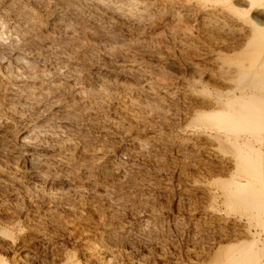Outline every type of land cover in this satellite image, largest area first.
<instances>
[{"label":"rangeland","instance_id":"rangeland-1","mask_svg":"<svg viewBox=\"0 0 264 264\" xmlns=\"http://www.w3.org/2000/svg\"><path fill=\"white\" fill-rule=\"evenodd\" d=\"M171 1L136 0L142 18L135 14L123 18L120 13L134 1L120 0L112 18L98 12L99 26L88 21L90 12L84 18L71 9L65 21L53 26V0H0V15L9 4L16 8L0 25L4 39L19 28L21 32L24 16L32 17L29 33L17 36L24 42L13 47L0 44V61L11 62L9 67L0 64V255L11 258L26 245L34 264L37 255L58 262L71 252L81 256L82 247L87 241L97 242L105 224L114 221L137 228L146 213L154 211L155 226L143 225L155 228L153 242L144 249L145 263L168 264L185 254L190 220L211 210V204L220 214H228L213 181L228 172L207 158V150L213 143L221 154L231 153L213 141L211 131L195 126L194 119L199 110L211 107L217 91L230 86L224 79L228 65H233L228 50L235 23L220 19L221 7L215 0L205 4L208 14H218L209 16L212 23L203 19L205 11L188 16L176 0ZM216 24L226 31L215 30ZM184 34L190 42L183 40ZM15 53L30 60L28 68L10 60ZM124 62L139 70L119 73L118 65ZM64 115H69L66 121ZM169 135L190 139L181 146L185 153L177 152L179 144ZM23 136H29L26 143ZM131 136L145 139L148 146L139 150ZM27 150L50 155V162L57 156L70 167L55 163L36 167L50 173L51 182L35 186L24 155ZM102 153L105 156L97 159ZM16 154L23 156L16 159ZM105 161L117 164L106 167ZM125 170L127 176H121ZM86 171L92 178H85ZM116 246L120 251L116 264H137L126 241L121 239Z\"/></svg>","mask_w":264,"mask_h":264},{"label":"bare ground","instance_id":"bare-ground-1","mask_svg":"<svg viewBox=\"0 0 264 264\" xmlns=\"http://www.w3.org/2000/svg\"><path fill=\"white\" fill-rule=\"evenodd\" d=\"M133 1L134 2L132 3L131 6L128 5L130 8H128L127 5L125 4L127 9L125 10V12H123V14L120 13L121 15H123V18L125 17L124 15H134V14L142 18L144 12L142 11L143 9L141 10V3L136 2V0ZM207 1L209 2V0H199V1L197 0L196 3L195 0H176L175 4L180 5L183 8V10L187 12L188 16L192 15L193 12H196L197 14L198 13L201 14V12L205 11L203 12V15L205 14L206 16H204L203 19L204 20L207 19L209 21L208 19L209 16L211 17L213 16L214 18V16L217 17L218 14L216 15L215 13L216 11L211 14H208L207 11L208 9L207 10L205 9L207 5L206 4ZM53 2H54V7H52L53 9L51 10L52 14L50 13L51 17L56 19L54 22L52 21L53 26L59 24L62 21H65L67 15H69L67 13L71 9H72V13H75L78 17H84L86 12H88L89 15L90 12L91 17L88 18V21H90L94 25L99 26L98 19L100 17L97 16L99 14L98 12L103 11L105 14H111L108 16L110 19L114 15H116V12H114L113 9L121 6L120 0H53ZM171 2H173V0ZM215 2L221 7V15L223 18L221 17L220 19L225 20L226 18L227 20H231L233 23H235V26L231 29L230 32L232 43L229 46V50H228L229 53L233 55V57L229 59L227 58L228 60L233 61L230 62L233 65L230 66L228 65L226 69L227 74L225 73L226 78L224 79L226 83L230 84V86L227 89L217 91V95L215 96V99H213L210 102L212 105L209 109L199 110L197 112L196 115L197 118L195 117L194 124L197 127L204 128L205 131H211L214 134L213 141H217L219 143V147L225 149L224 151L225 153H227L226 151H229L228 153H231L230 155H225L224 153L221 154L222 152H219L216 148H214L215 144L213 143L212 145H209L210 147L207 150V156H208L207 158L211 160L215 159L217 162V166H219L220 169L223 170L226 168L227 170L224 171L228 172L227 174L225 173L226 175L213 180L215 183H217L218 190L220 191L221 194L220 197L222 198V202L224 203V206H226L227 208V212L225 211L226 209H224V211L228 214H226V216L220 214V212L216 211L217 210L215 207L216 204L215 205L211 204L212 206L210 207L211 210L205 211L204 213L200 214L195 219H192L193 221L190 220L189 221L190 229L186 233L187 234L186 243L184 242L185 254H183L180 257L178 256L177 258L175 256V258H173V260H171V262L168 264H264V0H215ZM150 6H148V8ZM173 7L174 6H172V8ZM7 8L8 9H4L3 11L1 10L2 12L0 15V25L10 17V13L12 11H16L15 6H12L11 4H9ZM174 9L175 8H173V11ZM197 14H195L196 17ZM29 17L27 15V17L24 16V18H22L23 20L22 25L25 26L21 29V32L19 28L18 30H16L15 33L13 32L14 33L13 35L8 34L9 35L7 37V39H9L8 42L6 38L4 39L3 33L1 32L2 29L0 28L1 29L0 44L4 45L10 43L9 46L12 45L19 46L20 42H24L26 40L25 38L24 41L21 40L19 41L17 36L18 35L23 36L24 34L29 33L28 32L29 29L27 28L28 25H30V22L28 20ZM31 18L32 17H30V19ZM148 21H150V19ZM202 22L203 21H201V23ZM209 22L212 23L213 21L212 22L209 21ZM224 25L228 26L226 24ZM1 26L3 27V25ZM210 26H211L210 29H212L213 28L212 25ZM214 27L215 30L218 29V31H222V32L226 31V29L222 25L216 24L214 25ZM213 30L214 29H212V31ZM203 31H205V29ZM183 40L190 42L189 35L184 34ZM2 48L0 46L1 50ZM17 55L13 56L11 54L8 57H10L11 61L14 60V62L15 61L18 62L19 65L23 64L25 65V67L27 66V64L30 65L29 64L30 60L28 61L25 57H23V55L22 57L20 54H19L20 56ZM3 60L0 61L1 65L5 66L8 65L9 63L11 64V62L9 63L7 62L8 63L7 64ZM7 60L9 61V59ZM118 68H119L118 69L119 73L125 71L136 72L137 70H139L136 69L137 67L134 64L126 63V62L119 64ZM190 85L195 88L194 82L190 83ZM203 91L207 92L208 90L204 89ZM67 117H69V115L67 116L64 115L63 121H66ZM110 121L113 126H118L117 121L115 120H110ZM64 127L68 128L66 124L64 125ZM126 134L128 135V132H126ZM159 134L161 136L160 138L163 139L162 136H164V134L162 132H160ZM28 137L23 136L22 140L26 143L27 139H29ZM167 137L171 139L174 144L175 143L179 144V147H177L179 151L177 150V152L185 153V150L181 146L188 145L190 143V139L179 138L178 136L174 138L172 137V135H169ZM131 139L133 143L136 142V148H138L141 151H143L146 148V146H148L149 144L148 142L145 141V139L143 140L142 138L140 139L137 138L136 136L132 137ZM161 139H159V141ZM162 141L163 140H161V142ZM24 155L26 159L30 161L31 166L29 168L32 169V175L30 174V176L35 186H41V184L43 183L51 182L50 180L51 177L49 175L50 174L49 172L51 171L48 172L49 174L43 173L41 172V170L39 171L37 169L38 167L46 166L48 168V166H50L51 163L70 167V162L65 163L59 158H57V156L56 158L55 157L51 158L53 161L50 162L49 161L50 160L49 158L51 157L50 155L49 157L47 154L39 153L33 150L25 151ZM21 156L17 155L18 158L16 159H19ZM103 156H105V154L102 153V155L97 156V159H101L103 158ZM21 160H19V162ZM17 164L15 166H17ZM115 164L117 163L113 161H105V164L103 165L106 167L113 168ZM106 167L105 169L107 170ZM112 168H109L110 171ZM125 174H126V170L125 173L121 174V176L126 177L127 174L126 175ZM84 175L85 178H92L93 176L92 172L90 171H86ZM91 189L93 188L91 187ZM186 199H190V198H186ZM153 212L154 211H152V213L148 211L142 223L139 224L140 226L139 225L138 227L136 226L137 228H133V227L131 228L126 225L118 226V224L116 225L114 221L105 224L102 227V230L100 231V235L99 238H97L98 239L97 242L86 240L87 242L82 247L81 250L82 257L77 256L76 253L74 252H71L69 255L67 254V257L63 255L66 257L64 260L60 261L59 258V262H58V260L57 261H55L54 259L48 260L46 258H40L37 255L36 257L37 260L35 261L36 262L35 264H114L115 261H117L120 252L116 245L118 241L121 239L123 240V242L126 241L130 245V253L134 257V259L136 258L137 264H146L145 261L147 260H145V258L148 257V254L144 252V249L147 247L146 245L153 242L152 238L155 237V231H154L155 228L153 230L149 228L151 224H153L152 225L153 227L155 226L154 219H156L157 217L156 218L154 217L155 212L154 213ZM115 215H117V213ZM143 225H145L146 227L150 225L148 227L150 230L145 228V226ZM152 226L151 228H153ZM30 258L31 255L28 253V247L26 245H21L20 247L17 248L16 254L11 256V258L0 255V264H34L33 262L32 263L30 262Z\"/></svg>","mask_w":264,"mask_h":264}]
</instances>
